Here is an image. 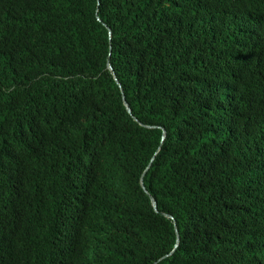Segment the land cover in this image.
Masks as SVG:
<instances>
[{"label":"trees","instance_id":"obj_1","mask_svg":"<svg viewBox=\"0 0 264 264\" xmlns=\"http://www.w3.org/2000/svg\"><path fill=\"white\" fill-rule=\"evenodd\" d=\"M263 36L264 0H0V264H264Z\"/></svg>","mask_w":264,"mask_h":264},{"label":"water","instance_id":"obj_2","mask_svg":"<svg viewBox=\"0 0 264 264\" xmlns=\"http://www.w3.org/2000/svg\"><path fill=\"white\" fill-rule=\"evenodd\" d=\"M109 68H110V70H113V71H114V67H113V65L111 64L110 61H109ZM114 74H115V78H116L118 84L122 87V84H121L120 80L118 79V77H117V75H116V72H114ZM124 100H125V104H126L128 110H129V112L133 115V110H132V108L130 107V105H129V103H128V101H127L125 95H124ZM137 120H138V119H137ZM141 124H143V125L146 126V127H150V126H148V125H146V124H144V123H141ZM165 134H166V132H165ZM144 177H145V174H144V176L142 177V184H143V187L145 188L146 192L149 193V191H148V189H147V187H146V185H145V183H144ZM151 198H152V202H153V205H154L155 209H156L158 212H160L159 209H158V202H157V200H156L153 196H152ZM165 215H166L167 217H169V218H171V219L174 220V217H173L172 215H169V214H165ZM174 221H175V220H174ZM175 222H176V221H175ZM177 232H178V244H177V247H178L179 244H180L181 235H180V232H179L178 230H177Z\"/></svg>","mask_w":264,"mask_h":264},{"label":"clouds","instance_id":"obj_3","mask_svg":"<svg viewBox=\"0 0 264 264\" xmlns=\"http://www.w3.org/2000/svg\"><path fill=\"white\" fill-rule=\"evenodd\" d=\"M251 15H250V18L251 19H253V20H255L256 21V25H254L251 29H249V31L250 30H254V35H253V37H252V42H253V39H254V37L256 36V38L258 39V40H260L259 39V36H260V28H261V20H260V18H258V15H255L253 12L252 13H250ZM238 16H240L241 18L240 19H236V18H234L233 19V21L232 22H234V24L233 25H240V24H245L246 22H247V18L245 17V14H242V15H238ZM243 18H245V22H242V19ZM261 40H264V36L262 37V39ZM262 48H264V47H262ZM113 71V70H112ZM124 102H125V100H124Z\"/></svg>","mask_w":264,"mask_h":264},{"label":"rangeland","instance_id":"obj_4","mask_svg":"<svg viewBox=\"0 0 264 264\" xmlns=\"http://www.w3.org/2000/svg\"><path fill=\"white\" fill-rule=\"evenodd\" d=\"M253 13H254V12H253ZM254 14L257 15L258 12L256 11ZM245 21H246L245 18H243V19H242V22H245ZM232 23L234 24V22H232ZM228 25H229V24H225L224 27H226V29H228V27H229ZM249 35H250L251 37H253V35H254V30H250V31H249Z\"/></svg>","mask_w":264,"mask_h":264}]
</instances>
